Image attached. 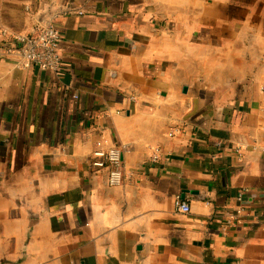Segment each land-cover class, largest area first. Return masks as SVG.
Masks as SVG:
<instances>
[{
  "label": "crops",
  "instance_id": "obj_1",
  "mask_svg": "<svg viewBox=\"0 0 264 264\" xmlns=\"http://www.w3.org/2000/svg\"><path fill=\"white\" fill-rule=\"evenodd\" d=\"M50 24L59 71L0 54V264H264V0H0Z\"/></svg>",
  "mask_w": 264,
  "mask_h": 264
},
{
  "label": "built area",
  "instance_id": "obj_2",
  "mask_svg": "<svg viewBox=\"0 0 264 264\" xmlns=\"http://www.w3.org/2000/svg\"><path fill=\"white\" fill-rule=\"evenodd\" d=\"M62 42V32L50 24L42 26L37 32L13 34L8 44L0 46V54L4 59H17L24 65H35L44 71H59L63 59ZM116 112L121 111L116 109ZM152 158L155 161L160 159L159 150L153 152ZM93 165L109 171L112 185L121 184L130 175L125 170L123 150L118 145L104 147L103 142L99 141L94 151ZM242 199L241 194L239 200ZM175 207L185 213L191 211L189 202L181 197H176ZM240 213L242 209H238V214Z\"/></svg>",
  "mask_w": 264,
  "mask_h": 264
}]
</instances>
